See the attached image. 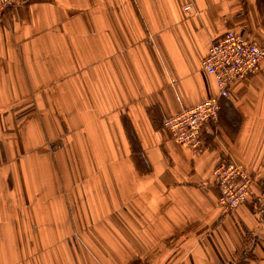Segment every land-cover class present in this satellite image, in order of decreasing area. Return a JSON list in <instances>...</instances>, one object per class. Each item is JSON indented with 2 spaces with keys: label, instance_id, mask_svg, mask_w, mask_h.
I'll use <instances>...</instances> for the list:
<instances>
[{
  "label": "crops",
  "instance_id": "crops-1",
  "mask_svg": "<svg viewBox=\"0 0 264 264\" xmlns=\"http://www.w3.org/2000/svg\"><path fill=\"white\" fill-rule=\"evenodd\" d=\"M229 31L264 47V0H24L1 15L0 264H264V60L201 146L164 127L218 93L203 59ZM222 159L254 180L229 215Z\"/></svg>",
  "mask_w": 264,
  "mask_h": 264
},
{
  "label": "built area",
  "instance_id": "built-area-1",
  "mask_svg": "<svg viewBox=\"0 0 264 264\" xmlns=\"http://www.w3.org/2000/svg\"><path fill=\"white\" fill-rule=\"evenodd\" d=\"M24 0H0V17L8 9ZM192 5L185 10L190 12ZM264 60V48L236 31L227 32L213 42L203 59V69L215 78L218 93L192 108L185 109L164 121L173 138L191 147L201 146L205 124L217 119L221 98L230 95L233 83L254 75ZM215 184L220 191L219 203L229 213L247 199L253 179L235 161L223 159L214 169Z\"/></svg>",
  "mask_w": 264,
  "mask_h": 264
},
{
  "label": "rangeland",
  "instance_id": "rangeland-1",
  "mask_svg": "<svg viewBox=\"0 0 264 264\" xmlns=\"http://www.w3.org/2000/svg\"><path fill=\"white\" fill-rule=\"evenodd\" d=\"M262 47V46H261ZM264 48V47H263ZM206 125V124H205ZM204 125V126H205ZM204 128V127H203ZM203 131V130H202ZM223 160V159H222ZM227 160V159H226ZM217 166V165H216ZM216 168V167H215ZM250 176V175H249ZM254 181V180H253ZM253 184V183H252ZM215 186H216V184H215ZM252 186H250V193H249V196H250V194L252 193V188H251ZM216 188L218 189V187L216 186ZM218 191H219V189H218ZM219 196H220V191H219ZM248 196V197H249ZM218 202H219V199H218ZM244 203V201L238 206V207H240L242 204ZM220 204V203H219ZM220 206H221V204H220ZM221 208H222V206H221ZM237 208V207H236ZM236 208L233 210V211H231V212H229V213H225L224 211H223V214L224 215H229V214H231V213H233L235 210H236ZM222 210H223V208H222ZM261 210H263L264 211V209L262 208ZM45 241H47V239H45ZM42 243H41V239L40 238H38V237H36V236H33V234H32V236H31V245L32 246H34V245H41ZM63 244V243H62ZM65 245V244H64ZM251 257H252V254H248V252H243L242 253V251H240V254H239V258H237V260H236V262H235V264H252L251 263ZM33 260V259H32Z\"/></svg>",
  "mask_w": 264,
  "mask_h": 264
},
{
  "label": "trees",
  "instance_id": "trees-1",
  "mask_svg": "<svg viewBox=\"0 0 264 264\" xmlns=\"http://www.w3.org/2000/svg\"><path fill=\"white\" fill-rule=\"evenodd\" d=\"M248 198V197H247Z\"/></svg>",
  "mask_w": 264,
  "mask_h": 264
}]
</instances>
